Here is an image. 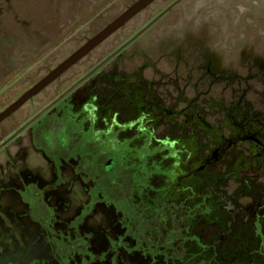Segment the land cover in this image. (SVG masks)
Returning <instances> with one entry per match:
<instances>
[{"label":"rangeland","instance_id":"rangeland-1","mask_svg":"<svg viewBox=\"0 0 264 264\" xmlns=\"http://www.w3.org/2000/svg\"><path fill=\"white\" fill-rule=\"evenodd\" d=\"M135 1L0 0V89L7 85L0 94V111ZM154 9L145 15L146 22L158 14L159 8ZM209 58L213 65L207 72L203 64ZM197 60L204 85L190 77ZM112 64L120 66V74L144 72L143 80H159L161 96L179 112L185 104L193 107L196 99L186 100L182 88L191 86L189 97L209 88L217 101L235 97L237 107L244 103L254 123V106L264 117V0H182ZM109 68L104 80L112 84L118 79L109 77ZM78 94L84 95L80 102L87 97L90 105L94 100L90 84ZM100 104L107 106V101L100 98ZM181 113L178 122L185 118ZM232 113L228 121L236 124L227 128L241 133L245 126L234 109ZM196 114L186 115L184 129L162 131L163 137L178 138L173 145L137 142L129 146L130 154L116 145V157L92 155L100 170L91 169L97 188L87 192L80 181L82 191L74 188L68 195L70 206L63 202L67 211L47 210L39 200L38 209L34 205L28 212L31 225L21 205L11 209L0 201V264H264V158L255 155L254 142H247L230 148L196 177L194 170L214 151L213 145L230 134L199 131L202 119ZM206 120L215 123L209 116ZM97 126L99 135L113 143L103 130L108 119ZM128 131L123 137L138 133ZM253 134L254 129L247 132ZM199 136L205 145H198ZM105 138L100 142L107 145ZM28 150L21 153L25 160L20 169L49 181L51 171L40 153ZM103 152H111L109 146ZM6 159L1 150L0 165ZM66 166L71 168L62 159L58 174ZM70 182H64L65 195Z\"/></svg>","mask_w":264,"mask_h":264},{"label":"flooded vegetation","instance_id":"flooded-vegetation-1","mask_svg":"<svg viewBox=\"0 0 264 264\" xmlns=\"http://www.w3.org/2000/svg\"><path fill=\"white\" fill-rule=\"evenodd\" d=\"M181 1L157 0L0 126V151L2 150L7 157L4 166L0 165V201L5 200L6 207L11 209L21 205L23 213H26L25 220L28 224L32 222L31 225H35L32 216L28 212L35 209L34 205L38 209L37 201L39 202L40 200L47 210L67 211L69 208L67 206L64 207L63 202L66 201L67 205L70 206L68 195L72 194L74 188L82 191V183L80 181H83L87 192L91 193L92 189L97 188L95 180L91 177V169H96L100 172L93 164L97 154H99L97 159L100 157H116L114 156H118L116 148L112 150L116 145L128 148L127 153L130 154L129 146L137 142H139L140 146L173 145L178 138L171 134L163 137L161 136L163 135L162 131L171 132L176 129L175 127L184 129L183 125L187 123L186 115L190 114V112H196V115L202 119L197 124L199 131L209 132L211 128L218 132L230 131L228 136L222 135L223 139L213 145L214 151L209 152L203 164L201 163L194 170L193 173L196 177H200L198 176L200 173H203L215 162L223 159L230 148L240 147L238 145L247 142H254L255 155H260L261 160L264 158L262 156L264 155V117L262 109L254 106L253 123L249 120L252 114L251 111L244 109V103H240L239 107H237L235 102L237 99L235 97L229 99L224 97L220 99L222 101H217L215 100L217 98L212 96V90L209 91V88H203L199 85L198 89H203L197 90L196 95L189 97L188 93L189 91L192 93V90L191 86H188L187 88H182L181 93L189 101H191L190 98L193 97L192 99H194L196 96V99L192 100L195 103L191 108L185 104L186 109L180 111L185 118L182 122H178L180 113L178 107L168 104L167 100H164L166 97L161 96L159 80H143L142 75L145 76L144 72L138 75H132V73L127 75L120 74V66L112 64L127 49L137 44L143 36L149 33L155 23L170 14ZM154 8H159L156 11L158 14L150 22H146L145 15L150 9ZM139 18L142 20L140 27L136 26L137 21L140 20ZM105 49L108 52L102 55ZM91 59L92 61H90ZM211 60L209 58L203 64V67L207 68V72L212 71L211 66L213 64L210 65ZM196 62L197 65H193L190 77L198 78V83L204 85V79L199 77L201 72L199 69L200 63L198 60ZM111 65L112 67L109 68ZM144 65L142 64L141 67ZM123 66L125 67L126 63H123ZM107 68H109L107 71H111L113 74L109 77L118 79L114 80L112 84L104 80L103 73ZM221 69L230 73L228 69L223 67ZM219 70L220 68H218ZM89 84L91 87V98H94L90 105L87 103L89 100L87 97L84 98L83 102H80L84 95L78 94L79 89L89 86ZM219 85L221 84L215 87ZM6 88L7 85L0 89V94ZM171 88L173 89L174 87ZM94 93L95 96L93 95ZM100 94H102L101 97H99ZM100 98H104L107 101V106L100 104ZM88 106L91 107L87 108ZM248 108L250 107L248 106ZM233 109L236 112L235 117H238L237 120L245 126L242 127L241 133L232 128H227L229 125L236 124V121L233 123L228 121V117L233 115ZM104 111L107 112L105 113ZM129 115L133 118L132 122L135 121V124L130 123ZM208 116L212 120L215 119V123L207 122L206 118ZM104 119H108V127L103 130H108L106 136L113 138V143L109 139L107 140L105 136L99 135L102 129L97 125H101ZM139 120H144L145 123H137ZM238 121L237 124L239 123ZM129 123L130 125L128 126ZM252 129L255 130V134L247 136V132ZM93 130H96L97 133L94 134ZM127 130H129L128 132L133 130L138 133L130 137H123ZM103 137L107 140V145L100 142ZM182 137L186 138L188 135H183ZM202 140L203 137L201 139V136H199L196 141L198 145H205ZM109 143L111 144L109 145ZM108 146L111 152L99 153V151H105ZM27 147L34 152L40 153L46 166H48L46 169L51 171L49 181H46L41 173L32 174L30 171L20 169L21 164L24 162L23 160H25L21 153L29 151ZM15 148H17L16 152H14ZM94 154H96L95 157H92ZM45 155L49 160L46 159ZM62 159L65 162H69L71 168L69 169L66 166L63 172L58 174ZM86 161L92 164L85 165ZM66 173L70 176H66ZM64 182L72 184L67 195H65ZM1 207L3 206L1 205ZM251 211L254 213L253 209ZM176 251L178 252V250Z\"/></svg>","mask_w":264,"mask_h":264},{"label":"water","instance_id":"water-1","mask_svg":"<svg viewBox=\"0 0 264 264\" xmlns=\"http://www.w3.org/2000/svg\"><path fill=\"white\" fill-rule=\"evenodd\" d=\"M157 0H137L127 7L118 17L103 27L95 35L87 39L78 49L72 52L67 58L62 60L54 68H52L39 81L25 91L19 98L14 100L9 106L0 112V126L13 116L17 111L24 107L33 98L40 95L49 86L55 83L69 70L83 61L93 51L103 45L112 36L118 33L134 18L148 9Z\"/></svg>","mask_w":264,"mask_h":264},{"label":"trees","instance_id":"trees-1","mask_svg":"<svg viewBox=\"0 0 264 264\" xmlns=\"http://www.w3.org/2000/svg\"><path fill=\"white\" fill-rule=\"evenodd\" d=\"M59 238H60V237H57L56 239H59ZM60 240H61V241H64V240H62L61 238H60ZM60 246H61V245H60ZM170 249H171V247H170ZM168 263H170V262H168Z\"/></svg>","mask_w":264,"mask_h":264}]
</instances>
